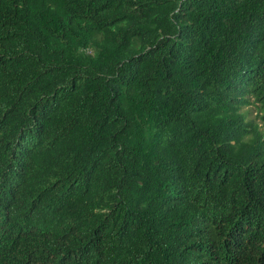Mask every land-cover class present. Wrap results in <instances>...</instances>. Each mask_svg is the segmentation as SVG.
Masks as SVG:
<instances>
[{"label": "trees", "instance_id": "obj_1", "mask_svg": "<svg viewBox=\"0 0 264 264\" xmlns=\"http://www.w3.org/2000/svg\"><path fill=\"white\" fill-rule=\"evenodd\" d=\"M263 125L264 0H0V264H264Z\"/></svg>", "mask_w": 264, "mask_h": 264}, {"label": "rangeland", "instance_id": "obj_2", "mask_svg": "<svg viewBox=\"0 0 264 264\" xmlns=\"http://www.w3.org/2000/svg\"><path fill=\"white\" fill-rule=\"evenodd\" d=\"M250 112H252V117H254V118L257 117L258 111H257V109L255 108L254 105L250 106ZM263 128H264V125H263Z\"/></svg>", "mask_w": 264, "mask_h": 264}]
</instances>
